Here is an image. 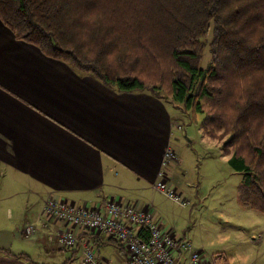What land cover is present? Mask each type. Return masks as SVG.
Here are the masks:
<instances>
[{
	"label": "crops",
	"instance_id": "crops-1",
	"mask_svg": "<svg viewBox=\"0 0 264 264\" xmlns=\"http://www.w3.org/2000/svg\"><path fill=\"white\" fill-rule=\"evenodd\" d=\"M175 110L181 108L145 91L117 92L16 39L0 22V172L20 199L39 208L21 214L8 207L9 224L0 225V264H81V247L49 241L48 232L59 229V222L42 227V208L50 196L101 208L115 197L138 208L152 206L162 220L153 201L144 203L136 193L158 179L171 148ZM221 151L228 162L230 154ZM167 171L165 179L172 184ZM11 201L19 206L18 199ZM38 220L30 236L37 247H31L23 232ZM77 234L95 246H118L104 235ZM118 247L126 264L127 254ZM217 256L229 264L223 254Z\"/></svg>",
	"mask_w": 264,
	"mask_h": 264
},
{
	"label": "trees",
	"instance_id": "trees-1",
	"mask_svg": "<svg viewBox=\"0 0 264 264\" xmlns=\"http://www.w3.org/2000/svg\"><path fill=\"white\" fill-rule=\"evenodd\" d=\"M107 4L113 5L111 22L92 35L97 57L89 60L69 38L84 24L86 10ZM224 8L231 10L222 17ZM242 16L246 22L264 19V0H0V22L46 56L117 92L145 91L180 105L193 119L203 114L206 136L228 135L222 150L230 154V167L242 173L239 201L264 214V94H252L233 121L219 110L230 84L216 86L237 69L264 68V45L246 47L224 27ZM118 47L116 63H104L103 55Z\"/></svg>",
	"mask_w": 264,
	"mask_h": 264
},
{
	"label": "rangeland",
	"instance_id": "rangeland-1",
	"mask_svg": "<svg viewBox=\"0 0 264 264\" xmlns=\"http://www.w3.org/2000/svg\"><path fill=\"white\" fill-rule=\"evenodd\" d=\"M205 64L204 59L202 66ZM178 106L181 110H175L176 120L171 126L174 133L169 143L171 148L166 151L159 170L162 176L159 174L158 180L162 178L168 187L173 188L176 195L188 202L181 205L156 190L152 184L136 194L144 203L150 205L153 201L157 207L154 209L158 210L156 213L162 218L165 228H171L177 236L188 239L194 249L202 250L208 256H215L218 264L224 263V259L217 256L220 253L228 259L229 264H253L254 261L262 263L264 254L259 250L264 247V215L243 206L237 197L242 173L233 170L227 159L221 155V146L228 139V135L221 139L206 136L200 127L203 114H196L193 119L189 111ZM179 114L181 115L178 117ZM168 169H171L172 184L166 180L168 177L165 172L168 173ZM19 196V190L9 188L6 175L0 172V225L9 224L6 220L8 207L21 214H29L39 209L35 207L33 200L25 201ZM15 198L19 200V206L11 201ZM31 223L36 226L40 221L37 224ZM52 232H48V236H52ZM31 238L26 240L32 244L31 247H37ZM93 246L98 257L106 256L113 264L124 263V255L117 245ZM244 256L249 258L243 260ZM109 257H116V260ZM77 263L75 261L72 264Z\"/></svg>",
	"mask_w": 264,
	"mask_h": 264
},
{
	"label": "built area",
	"instance_id": "built-area-1",
	"mask_svg": "<svg viewBox=\"0 0 264 264\" xmlns=\"http://www.w3.org/2000/svg\"><path fill=\"white\" fill-rule=\"evenodd\" d=\"M159 174L162 176L161 172ZM152 185L181 205L187 204L188 201L176 195L162 178ZM42 215L46 221L43 227L53 222L61 225L50 234V239L64 248H82L81 264L110 263L98 257L91 240H81L77 232L88 236L104 235L115 240L127 254L126 264H217L215 256L194 249L188 239L177 236L171 228H165L149 206L138 208L132 202L110 197L101 208L96 204H77L50 196L44 202ZM36 229L32 223L26 224L24 237L33 236Z\"/></svg>",
	"mask_w": 264,
	"mask_h": 264
},
{
	"label": "clouds",
	"instance_id": "clouds-1",
	"mask_svg": "<svg viewBox=\"0 0 264 264\" xmlns=\"http://www.w3.org/2000/svg\"><path fill=\"white\" fill-rule=\"evenodd\" d=\"M235 6L232 5V7ZM112 7V4H107L104 8L97 7L86 10L81 17L84 24L72 29L69 43L73 47L79 45L81 53L89 60L97 57V46L91 37L95 32L102 30L111 22ZM230 10V8H224L219 14L222 17L227 16ZM224 27L231 30L230 37L232 39L242 40L246 47L264 45V19L246 22V16H242L235 22L224 24ZM119 55L120 49L118 47L105 53L102 60L106 64L114 65ZM229 84L230 95L219 110L222 111L225 119L234 121L252 94H264V68H240L216 82V86L221 88ZM256 119L252 118V127H255ZM259 132L264 133V125H261ZM248 258V256L242 257L243 260H247Z\"/></svg>",
	"mask_w": 264,
	"mask_h": 264
}]
</instances>
